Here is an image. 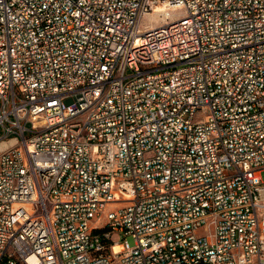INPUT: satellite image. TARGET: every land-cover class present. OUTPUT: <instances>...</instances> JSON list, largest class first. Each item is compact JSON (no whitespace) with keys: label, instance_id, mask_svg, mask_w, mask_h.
Returning a JSON list of instances; mask_svg holds the SVG:
<instances>
[{"label":"built area","instance_id":"obj_1","mask_svg":"<svg viewBox=\"0 0 264 264\" xmlns=\"http://www.w3.org/2000/svg\"><path fill=\"white\" fill-rule=\"evenodd\" d=\"M263 172L264 0H0V264H264Z\"/></svg>","mask_w":264,"mask_h":264},{"label":"rangeland","instance_id":"obj_2","mask_svg":"<svg viewBox=\"0 0 264 264\" xmlns=\"http://www.w3.org/2000/svg\"><path fill=\"white\" fill-rule=\"evenodd\" d=\"M182 14H183L182 10H178V11L175 12V15H182ZM163 23L164 22H162L161 17L158 16V15L148 16V17L144 18L142 27L143 28H145L146 26L158 27V26L162 25ZM262 177L264 179V172L262 173ZM129 242H130L131 245H134V240L131 237H129Z\"/></svg>","mask_w":264,"mask_h":264},{"label":"bare ground","instance_id":"obj_3","mask_svg":"<svg viewBox=\"0 0 264 264\" xmlns=\"http://www.w3.org/2000/svg\"><path fill=\"white\" fill-rule=\"evenodd\" d=\"M6 144L4 143L2 146H5Z\"/></svg>","mask_w":264,"mask_h":264}]
</instances>
